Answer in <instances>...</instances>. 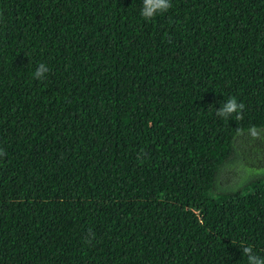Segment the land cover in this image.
Here are the masks:
<instances>
[{
    "label": "trees",
    "instance_id": "16d2710c",
    "mask_svg": "<svg viewBox=\"0 0 264 264\" xmlns=\"http://www.w3.org/2000/svg\"><path fill=\"white\" fill-rule=\"evenodd\" d=\"M169 3L0 0V264L264 262V0Z\"/></svg>",
    "mask_w": 264,
    "mask_h": 264
},
{
    "label": "clouds",
    "instance_id": "9594fccd",
    "mask_svg": "<svg viewBox=\"0 0 264 264\" xmlns=\"http://www.w3.org/2000/svg\"><path fill=\"white\" fill-rule=\"evenodd\" d=\"M169 0H144L143 10L141 11V15L144 18L152 17L154 13L160 11H167L170 7ZM235 108V101L227 109L228 111H232ZM252 249L248 247L245 249V252H250ZM251 264H264L261 261H252Z\"/></svg>",
    "mask_w": 264,
    "mask_h": 264
}]
</instances>
